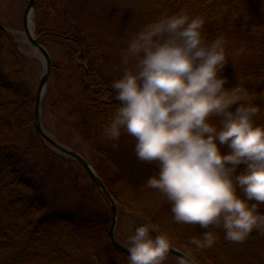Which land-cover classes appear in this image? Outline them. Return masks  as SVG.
Wrapping results in <instances>:
<instances>
[{
  "label": "trees",
  "instance_id": "1",
  "mask_svg": "<svg viewBox=\"0 0 264 264\" xmlns=\"http://www.w3.org/2000/svg\"><path fill=\"white\" fill-rule=\"evenodd\" d=\"M55 2L51 0V16L43 15L44 20L37 0L35 17L39 43L50 54L60 53L53 64L44 112L58 127L91 145L89 163L119 212L126 206L121 200L125 188L135 199L145 190L152 195L158 191L145 187L146 179L158 169L138 161L134 138L126 134L116 142L105 138L104 127L119 105L112 85L121 76L109 70L107 42L87 31L88 23L59 22L52 14L53 10L58 15ZM145 5L142 20L147 22L141 29L183 10L205 18L206 41L225 37L229 58L221 73L227 79L225 87L243 83L250 93L247 102L260 106L256 121L264 123V0H146ZM240 49L243 54L235 55ZM20 60L29 67V60L0 29V264H129V256L114 249L109 240L108 200L81 166L54 153L36 134L37 91ZM238 106L233 105L232 111ZM64 137L59 143L68 146ZM222 151L227 152V147ZM245 168L239 165L238 173ZM149 215V221L156 217ZM204 231L198 226L191 237L202 238ZM218 242V247L216 241L213 247L201 249L180 235L177 249L197 264H256L254 256L245 260L247 254L230 257L228 242Z\"/></svg>",
  "mask_w": 264,
  "mask_h": 264
},
{
  "label": "clouds",
  "instance_id": "2",
  "mask_svg": "<svg viewBox=\"0 0 264 264\" xmlns=\"http://www.w3.org/2000/svg\"><path fill=\"white\" fill-rule=\"evenodd\" d=\"M205 22L181 10L132 37L123 57L132 67L113 82L119 105L103 130L113 142L124 134L134 138L138 161L158 169L145 187L167 198L176 223L206 229L202 238H192L201 249L216 243L213 227L233 243L264 233V123L255 119L260 106L247 102L243 83L225 87L228 41H206ZM241 164L246 168L238 173ZM154 232L151 223L135 229L129 264H163L172 241ZM180 264L192 262L181 258Z\"/></svg>",
  "mask_w": 264,
  "mask_h": 264
},
{
  "label": "rangeland",
  "instance_id": "3",
  "mask_svg": "<svg viewBox=\"0 0 264 264\" xmlns=\"http://www.w3.org/2000/svg\"><path fill=\"white\" fill-rule=\"evenodd\" d=\"M145 1L146 0H57L55 6L58 9V15L54 14L53 10L52 14L56 16L59 22L68 19L76 26L78 24L82 25L88 23L89 27L87 31L89 30L93 36L100 37L103 41L105 40L107 42V54L111 55L112 58L110 69H108L112 70L113 73L116 72L118 75L120 74L122 77L125 69L132 67L131 63L126 65L123 62L128 44L132 37L141 30V25L147 22V19L142 20L144 8H147V5L144 6ZM50 3L51 0H38V6L40 5L41 7V16L43 18L44 16H51L50 10L52 8ZM38 6L36 0V9L32 23L35 31V17ZM27 7L28 0H0V24L6 30V34H8L11 41L16 45L19 54L29 60V67L28 62L24 65L22 60H20V66L26 67V69L30 71L29 75L33 78L37 91L44 71V63L40 60L36 51L28 44V39L23 34L24 14ZM90 44L93 43L90 42ZM51 58L53 64L54 62H58L60 53L53 52ZM117 62H119V65ZM51 79L52 74L50 82ZM41 115L44 130L50 134L54 140L59 143L60 136L65 135L64 138L67 139L66 141L69 143L68 146L65 147L80 154L88 162L93 159L92 150L90 148L91 145L84 142L78 134H72L68 129L58 127L57 123H55L53 119H50L44 112L43 104ZM62 138L63 137H61V139ZM46 144L49 149L58 154L51 144L48 142H46ZM123 195L125 198L121 200L126 206L119 210L116 238L126 247L129 248V238L134 234L135 229L138 226L148 223L156 226L157 232L153 233L154 236L159 233H166L170 237L172 248L177 249V238L180 235L188 242L192 240L191 236L194 235L199 225L176 223L173 220L170 202L162 193H158L157 191L152 195L145 190L138 199H135L133 198L134 194L131 189L125 188ZM92 200H95V198L93 197ZM99 202H101V200H99ZM100 204L104 207L102 202ZM261 208H264V205H262ZM148 213L151 215L152 213L156 214V217L152 219V221H149L150 215ZM156 222L158 223L156 224ZM179 230L180 233H178ZM212 230L215 232L217 230L219 232H216L218 234L217 247L220 245L218 244L220 240L222 244L228 242L227 247L230 257L235 254H247V259L245 260H248V262L251 260V257L254 256L257 260L255 261L256 264L257 262L258 264H264V233L253 231L251 236L244 243H233L224 239V232L222 229H214L213 227ZM163 264H180V260L174 256L168 255Z\"/></svg>",
  "mask_w": 264,
  "mask_h": 264
},
{
  "label": "water",
  "instance_id": "4",
  "mask_svg": "<svg viewBox=\"0 0 264 264\" xmlns=\"http://www.w3.org/2000/svg\"><path fill=\"white\" fill-rule=\"evenodd\" d=\"M35 9H36V0H28V7L24 14V33H23L28 39V44L36 51L38 57L44 63V71L40 79V83L35 99V105H34L35 131L40 138L51 144L55 148V151L58 154L63 155L64 157L75 161L87 172L91 180L95 183L97 188L105 196V198L108 200V202L111 205L113 219H112L111 230L109 233L110 243L114 249L129 256L130 254L128 250L129 248L118 242L116 239V228L118 224V208L115 200L107 190L106 186L103 184V182L100 180V178L98 177V175L96 174L90 163L85 158H83L80 154L76 153L75 151L58 143L43 128L41 110H42L43 100L46 96L51 74L53 71V61L48 50L44 46H42L39 43L38 39L36 38L35 30L33 33L30 32L29 28H30V24L33 23L34 20ZM0 28L5 31L4 27L1 24H0ZM168 255L174 256L179 260H181V258H186L189 259L192 262V264H196L195 261L192 260L188 255H186L185 253H183L182 251L176 248L171 247Z\"/></svg>",
  "mask_w": 264,
  "mask_h": 264
},
{
  "label": "bare ground",
  "instance_id": "5",
  "mask_svg": "<svg viewBox=\"0 0 264 264\" xmlns=\"http://www.w3.org/2000/svg\"><path fill=\"white\" fill-rule=\"evenodd\" d=\"M29 29H30V32H31V33L34 32V30H33V26H32V23L30 24V28H29Z\"/></svg>",
  "mask_w": 264,
  "mask_h": 264
}]
</instances>
